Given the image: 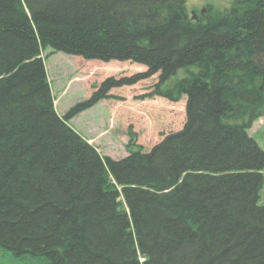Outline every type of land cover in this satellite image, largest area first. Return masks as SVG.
I'll use <instances>...</instances> for the list:
<instances>
[{
	"label": "trees",
	"instance_id": "obj_1",
	"mask_svg": "<svg viewBox=\"0 0 264 264\" xmlns=\"http://www.w3.org/2000/svg\"><path fill=\"white\" fill-rule=\"evenodd\" d=\"M187 0H0V258L11 264H264V0L194 21ZM129 61L60 116L42 55ZM179 70L180 78L168 82ZM158 74L183 127L102 155L70 125ZM136 147H132V146Z\"/></svg>",
	"mask_w": 264,
	"mask_h": 264
},
{
	"label": "rangeland",
	"instance_id": "obj_2",
	"mask_svg": "<svg viewBox=\"0 0 264 264\" xmlns=\"http://www.w3.org/2000/svg\"><path fill=\"white\" fill-rule=\"evenodd\" d=\"M236 0H187L186 10L198 18L207 13L231 11ZM203 10V13L201 11ZM195 19L194 21H196ZM46 50L45 70L50 83L54 106L62 116L75 103L88 98L93 89L108 77L116 79L146 71V67L129 61L86 60L77 55ZM179 70L168 82L180 78ZM158 82V74L142 79L133 85L113 87L107 95L76 116L68 123L93 144L102 154L120 159L128 154L127 144H133L148 151L166 134L180 130L185 121L186 97L169 101L152 94V86ZM248 134L264 149V117L255 119L248 128ZM132 147H136V146ZM263 186L260 202L264 204ZM0 264H11L0 258Z\"/></svg>",
	"mask_w": 264,
	"mask_h": 264
},
{
	"label": "water",
	"instance_id": "obj_3",
	"mask_svg": "<svg viewBox=\"0 0 264 264\" xmlns=\"http://www.w3.org/2000/svg\"><path fill=\"white\" fill-rule=\"evenodd\" d=\"M201 13H203V10L201 11ZM194 19H196V16H193Z\"/></svg>",
	"mask_w": 264,
	"mask_h": 264
}]
</instances>
